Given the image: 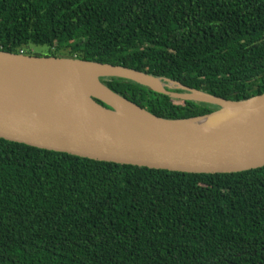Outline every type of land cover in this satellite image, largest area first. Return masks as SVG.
Here are the masks:
<instances>
[{
  "label": "trees",
  "instance_id": "16d2710c",
  "mask_svg": "<svg viewBox=\"0 0 264 264\" xmlns=\"http://www.w3.org/2000/svg\"><path fill=\"white\" fill-rule=\"evenodd\" d=\"M30 44L229 101L264 93V0H0V51ZM101 82L165 119L218 109ZM0 264H264V167L170 172L0 138Z\"/></svg>",
  "mask_w": 264,
  "mask_h": 264
},
{
  "label": "water",
  "instance_id": "95a60500",
  "mask_svg": "<svg viewBox=\"0 0 264 264\" xmlns=\"http://www.w3.org/2000/svg\"><path fill=\"white\" fill-rule=\"evenodd\" d=\"M109 78L218 109L157 117L101 82ZM0 138L170 172H246L264 167V93L229 101L123 66L0 51Z\"/></svg>",
  "mask_w": 264,
  "mask_h": 264
},
{
  "label": "rangeland",
  "instance_id": "374dc122",
  "mask_svg": "<svg viewBox=\"0 0 264 264\" xmlns=\"http://www.w3.org/2000/svg\"><path fill=\"white\" fill-rule=\"evenodd\" d=\"M24 55H33V56H48L49 49L46 46L41 45H32L30 44L25 50L21 52Z\"/></svg>",
  "mask_w": 264,
  "mask_h": 264
},
{
  "label": "bare ground",
  "instance_id": "6f19581e",
  "mask_svg": "<svg viewBox=\"0 0 264 264\" xmlns=\"http://www.w3.org/2000/svg\"><path fill=\"white\" fill-rule=\"evenodd\" d=\"M94 73L96 74V73H97V71H96V70H94Z\"/></svg>",
  "mask_w": 264,
  "mask_h": 264
}]
</instances>
